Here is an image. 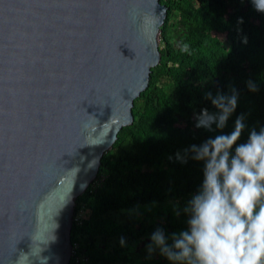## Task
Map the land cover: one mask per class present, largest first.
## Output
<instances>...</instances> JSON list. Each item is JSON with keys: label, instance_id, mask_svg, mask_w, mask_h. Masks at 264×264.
<instances>
[{"label": "water", "instance_id": "obj_1", "mask_svg": "<svg viewBox=\"0 0 264 264\" xmlns=\"http://www.w3.org/2000/svg\"><path fill=\"white\" fill-rule=\"evenodd\" d=\"M160 0H0V264H69L78 196L133 122Z\"/></svg>", "mask_w": 264, "mask_h": 264}, {"label": "trees", "instance_id": "obj_2", "mask_svg": "<svg viewBox=\"0 0 264 264\" xmlns=\"http://www.w3.org/2000/svg\"><path fill=\"white\" fill-rule=\"evenodd\" d=\"M198 1L199 7L193 0H160L167 8L160 33V62L151 68L147 88L133 102L132 124L120 129L112 148L103 154L96 176L99 184H90L75 201L70 238L78 248L69 264L134 263L124 250L108 246V238L114 236L139 240L163 229L172 244L171 234L189 227L180 212L148 225L146 220L120 224L106 214L153 201L186 200L200 191L205 165L191 159L185 149L231 133L242 114L245 128L238 144L247 142L252 129L264 128V12L248 0L249 9L233 13L226 22L223 48L210 32L227 12L226 0ZM184 44L188 52L181 51ZM249 82L256 85V91L250 90ZM232 89L238 93V102L226 127L222 131L196 128V116L202 109L219 111L205 98L206 93L231 95ZM172 114L183 116L188 127L174 126ZM144 116L147 124L141 123ZM177 153L187 163L177 159Z\"/></svg>", "mask_w": 264, "mask_h": 264}, {"label": "clouds", "instance_id": "obj_3", "mask_svg": "<svg viewBox=\"0 0 264 264\" xmlns=\"http://www.w3.org/2000/svg\"><path fill=\"white\" fill-rule=\"evenodd\" d=\"M253 4L264 12V0H253ZM181 51L188 52L189 46L184 44ZM248 87L257 90L252 82ZM205 98L219 111L202 109L195 127L222 131L237 107L238 93L232 89L231 95L213 97L209 92ZM244 128L242 114L231 133L184 150L205 165L201 189L184 209L190 217L189 227L171 234V245L164 230L157 229L148 245L150 253L159 248L175 264H264V128L259 132L252 129L247 142L238 144ZM177 159L187 163L180 153ZM124 243L121 238V245Z\"/></svg>", "mask_w": 264, "mask_h": 264}, {"label": "rangeland", "instance_id": "obj_4", "mask_svg": "<svg viewBox=\"0 0 264 264\" xmlns=\"http://www.w3.org/2000/svg\"><path fill=\"white\" fill-rule=\"evenodd\" d=\"M183 1L185 2L188 0ZM193 1L195 2V6H200V1ZM226 2L228 4L227 12L221 15L217 27L210 32V34L216 39L218 44L223 48L227 43L226 22L229 20L233 13L237 12L240 9H249L250 7L248 0H226ZM242 64L245 65V67L249 71H252L248 61H244ZM170 120L174 126L188 127L186 119L178 114L170 115ZM147 122L148 117L144 116L141 120V123L147 124ZM92 183L94 186L99 184L96 179ZM193 195H189L186 200L172 199L164 203L153 201L148 204H136L129 209L110 210L107 212L106 216L113 217L120 224L128 223L130 221H137L142 223L144 220H146V225L152 223V221L158 222V220H163L164 217L168 214L174 216L177 214V212H180L184 218L189 219L190 217L185 213L184 209L187 207L188 201L192 198ZM79 214L80 217L83 212H80ZM121 238H123L125 241L123 245H121ZM151 243V235L148 233L142 236L139 240L126 236L110 237L108 238V246L124 250V252L128 254V257L132 259L134 263L118 261L109 264H175V262H172L167 257L161 255L159 248H156L155 251L150 253L148 250V245H150ZM168 244L171 245V243L169 242ZM76 247L78 248V246ZM138 249H140V251H138Z\"/></svg>", "mask_w": 264, "mask_h": 264}, {"label": "built area", "instance_id": "obj_5", "mask_svg": "<svg viewBox=\"0 0 264 264\" xmlns=\"http://www.w3.org/2000/svg\"><path fill=\"white\" fill-rule=\"evenodd\" d=\"M78 218H79V215L76 216V220H77ZM76 249H77V247L74 246L73 249H72V250H73V251H72L73 254L75 253V250H76ZM73 254H72V255H73ZM76 259L78 260L79 258L77 257ZM83 259H85V258H83Z\"/></svg>", "mask_w": 264, "mask_h": 264}]
</instances>
